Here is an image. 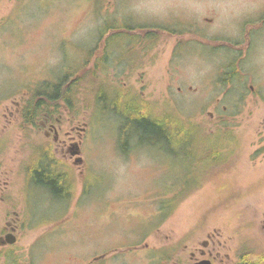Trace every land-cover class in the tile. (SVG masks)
Segmentation results:
<instances>
[{
    "label": "rangeland",
    "instance_id": "rangeland-1",
    "mask_svg": "<svg viewBox=\"0 0 264 264\" xmlns=\"http://www.w3.org/2000/svg\"><path fill=\"white\" fill-rule=\"evenodd\" d=\"M107 21L134 27L125 62L114 49L100 61ZM148 29L151 44L143 41ZM115 43L125 53L124 42ZM72 67L69 102L58 99L55 116L61 137L77 130L74 158L82 164L55 154L60 169L73 173V201L43 193L38 203L18 205L14 191L19 197L29 188L34 151L56 146L24 121L30 91ZM102 85L139 93L144 116L171 113L195 123L223 158L209 162L194 138L185 147L121 145L122 119L95 96ZM0 170L10 177L8 210L20 212L16 241L0 246V264H185L213 227L230 239L233 264H264L257 224L264 210V0H0ZM11 219L1 215L0 233Z\"/></svg>",
    "mask_w": 264,
    "mask_h": 264
},
{
    "label": "trees",
    "instance_id": "trees-1",
    "mask_svg": "<svg viewBox=\"0 0 264 264\" xmlns=\"http://www.w3.org/2000/svg\"><path fill=\"white\" fill-rule=\"evenodd\" d=\"M104 25L99 30V37H103V35H105L107 31H110V36H107L103 42H99L100 45L103 46V49H101V53H99L101 55L100 61L102 63H104L105 61L107 62L109 56L113 53L111 52V49H114L117 53V56H119L118 59L120 58L125 62L130 57L127 54H131V49L129 50V52L127 51V49L131 46V42L134 41L135 38L134 35L130 34V31H132L134 27L131 28V26L126 25L125 23L116 25V22L111 21L105 22ZM137 27V29L139 30H143L145 28V26L143 25H139ZM250 35L252 36V32ZM151 36L152 34L145 35L143 38ZM153 36H155V34H153ZM119 40L120 42H124L122 44V46H124L122 49L123 51H125V53H120L119 45L115 43ZM100 45H98L97 48H99ZM124 56L126 57V59L124 58ZM227 70L228 71L226 73L230 76L231 73L235 72V68L233 67V65ZM74 71L77 72V70L75 69L73 71H67V73H65L63 77L58 80V82L44 81L40 84V88L36 86L34 91H30L32 95L31 98L27 101L28 104L26 105L25 109V117L32 119L44 114V112H55L57 110L55 109V105L58 99H63V101L69 102V94L71 92L70 89H72L74 85L73 82L66 85V78L70 74L74 73ZM223 80L224 82H230L226 79V77H224ZM65 85L66 89L64 90L63 87ZM103 92H105V98L101 97ZM113 92L114 94H112ZM118 94L119 91L116 89V87L102 85L96 91L95 96L97 98V101L99 100L101 108L117 114L119 119H122V123L118 129V141L119 143H121V145L122 141L126 145V141H128L129 139H135V141H137L140 145L147 144L151 146L165 143L166 145L181 147L184 146L182 145V142H188L190 139L194 138L193 145L195 141H200L202 147H204L205 149L202 157L206 156V159H208L209 162L211 161V163L213 164L215 163V160L223 158L222 152L216 149L217 147H219L216 139H213L210 135L207 137L203 136L204 134L198 129L195 123L184 121L180 117L171 113L165 114L163 117L157 119H152L148 116H144L141 114V110L142 108H144V106L142 105L145 104V102H143L141 105L140 101V106L136 109V107H133L130 104L124 105L123 102H119ZM111 95H113V97H111ZM107 96H109L110 99H108ZM101 100L107 101V105L102 106ZM119 104H122V109L118 108ZM177 138H183L184 140L177 141ZM209 141H212V143H207ZM122 149L125 150L124 147ZM44 171H34L36 181L43 185L49 186L53 194H59L60 187L57 185V179L52 178L50 174L46 172V170ZM170 207L171 204L166 209L165 207H162V213H164L163 216H167V212ZM164 218L165 217H163V219ZM242 262H244L243 259Z\"/></svg>",
    "mask_w": 264,
    "mask_h": 264
},
{
    "label": "flooded vegetation",
    "instance_id": "flooded-vegetation-1",
    "mask_svg": "<svg viewBox=\"0 0 264 264\" xmlns=\"http://www.w3.org/2000/svg\"><path fill=\"white\" fill-rule=\"evenodd\" d=\"M145 34L146 35L152 34V36L143 39V41L147 42L148 44L153 43L154 32L153 31L150 32V30L148 29L145 32ZM130 63L132 65L134 62L132 61ZM249 87L252 89V85H250ZM118 98H119V102L121 103L123 102L124 105L130 104L131 106L136 107V109L140 106V101H141V105L143 102H145L139 93H136L135 91L129 92L125 88L119 89ZM24 121L26 123L33 125L34 127L36 126L37 128L36 130L43 131L44 135L47 138L52 137V140L56 144V146L55 149L46 146L36 149V151H34L35 159L32 162L34 165L27 167L29 188L25 189V193H24L25 196L18 193L19 194L18 197L14 191V196H16V198H14L15 203L18 202V205L21 204L24 207L25 205L29 207L31 206V204L38 203L40 200H42L43 197L42 194L45 193L46 195L51 197L55 202L59 204L62 203L63 205H67V204L69 205L73 201V196H74V181H73L74 176L73 173H71L72 172L71 169L69 171L68 169H65V171H63L60 169L59 164L61 162L60 159L62 158L63 160V158H65L67 155H68V159L73 158L72 159L73 164L76 165L82 164V158L80 156L74 158V154L80 153V149H79L80 142L78 141L77 144H75L76 141H74L75 136L73 134V132L77 130L74 129V127L70 128L69 130H65L61 137L60 132L62 130L61 128L62 118H60V116H55V112H44V114H42V117L40 118L36 117L29 119L25 117ZM84 130L85 127H82L80 132L81 131L83 132ZM55 153H59L62 157L61 158L57 157ZM67 167H69L68 163H67ZM36 170H42V171L46 170V172H48L52 178L57 179V185L60 187V193L55 195L52 193L49 186L38 183L34 176V171ZM5 173L0 170V206H1V212H4L2 214L0 213V217L1 215H4V217H15V219L5 221V227H3L0 233L1 247H7L10 245L9 243L6 242V235L9 233H12L14 235L16 241L17 220L18 217H20V212L18 210H8L10 205L9 203L11 202L12 198L10 197L11 196V189L9 186L10 177L9 178H6V176L3 177ZM85 180H86V176H85ZM82 188L85 195L86 181H84V183L82 184ZM155 216L159 217L160 215H147L145 217H155ZM261 216L262 218L258 221L257 224L258 227L264 232V210ZM229 225L226 226L227 231H229L228 230V228L230 227ZM242 228L244 232L248 233L250 229V221L246 222L245 227ZM231 248L232 245L230 243V239L228 237H224V233L222 232V229L213 227L211 231H207L205 233L204 238L198 242V246L189 250V261L185 264H233V261L231 260L229 253V250ZM238 264H250V262H246V260H244V262L238 260Z\"/></svg>",
    "mask_w": 264,
    "mask_h": 264
},
{
    "label": "water",
    "instance_id": "water-1",
    "mask_svg": "<svg viewBox=\"0 0 264 264\" xmlns=\"http://www.w3.org/2000/svg\"><path fill=\"white\" fill-rule=\"evenodd\" d=\"M15 241V237L12 233H9L6 235V242L9 243V244H12L14 243Z\"/></svg>",
    "mask_w": 264,
    "mask_h": 264
}]
</instances>
